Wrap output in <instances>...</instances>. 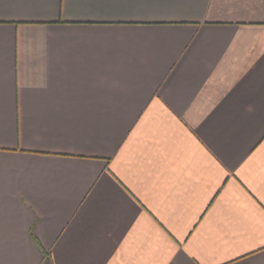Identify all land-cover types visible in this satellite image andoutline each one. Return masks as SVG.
<instances>
[{"label": "crops", "instance_id": "0c3cea01", "mask_svg": "<svg viewBox=\"0 0 264 264\" xmlns=\"http://www.w3.org/2000/svg\"><path fill=\"white\" fill-rule=\"evenodd\" d=\"M0 264H264V0H0Z\"/></svg>", "mask_w": 264, "mask_h": 264}]
</instances>
